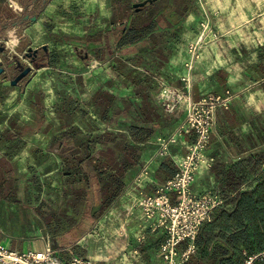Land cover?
<instances>
[{
  "label": "crops",
  "instance_id": "crops-1",
  "mask_svg": "<svg viewBox=\"0 0 264 264\" xmlns=\"http://www.w3.org/2000/svg\"><path fill=\"white\" fill-rule=\"evenodd\" d=\"M34 1L37 0H0V42L6 39L14 44L12 38H17L14 35L17 28H21L19 37L34 38V28H39L40 24L44 25L40 22L41 12L39 14L37 12L36 19L26 26L24 25L27 21L21 18L22 10L28 5L32 6ZM134 1L136 0H43L40 11L52 6L48 17L55 22L60 19L66 20L70 25L67 29V37L75 38L77 44V41L82 40L83 45L86 46L87 43L89 46L96 31L86 28L85 25L103 23V29L110 30L112 26L123 24L129 18L131 20L133 14L139 11L135 10L134 13L132 11V15L128 13V16L124 14L126 7L128 12L131 11L129 6H133ZM159 1L161 0H155L152 4H157ZM214 1L209 8L212 17L216 19L215 26L222 34L234 31L230 20L231 14L227 12L221 15L220 13L223 8L228 10L234 7L249 8L256 1L264 6V0ZM181 3L183 0H162L158 8L168 5L172 9ZM64 8L67 12L63 11ZM118 8H122L123 12L118 11ZM203 10V3L197 0L187 5L184 8L185 18L178 31L168 33L167 36L162 35L163 40H166L164 44H167L168 38H173L176 34L187 40L193 38L192 36L198 31V22ZM260 27L259 31H253V43L248 47L250 58L242 61L234 60L229 58L228 53L227 56L224 55L225 65L216 64L217 61L212 56H216L220 50L215 44L211 47L212 52L216 51L215 54L211 55L208 60L200 59L196 64L190 87H186L180 77L165 76L169 83H166L167 89L172 94L165 101L168 107L166 112L177 117L179 122L160 125L153 130L147 141L140 144L139 159L132 165V169L137 167V175L125 183L124 191L110 207L103 211V233L105 231L108 233V235H103V250L102 246L97 250L92 242V237L100 227L98 224L102 221L99 217L93 227L74 244L75 246L52 249L60 260L70 262L77 257L86 264H163L159 249L165 234L161 229L145 231L140 225L143 222L142 213L135 205V198L141 190L154 192L158 184L171 177L176 171L177 159L185 153L187 142L195 138L193 132L182 131L175 141L169 140L172 135H177L185 121L186 95L193 100H199L205 94H224L226 90L234 93L228 108L220 107L215 113L209 146V153L214 157L213 164L202 169L197 174L194 183V188L198 193L212 190L222 197V204L212 210V216L221 208L232 209L229 201L233 200L237 193L253 188L256 182L264 177V25ZM51 37L55 39V35L52 34ZM95 38L97 40V37ZM55 40L57 41L58 37ZM101 40L102 37L98 41L99 48L103 47ZM48 50L51 51V48H47ZM117 50L115 55L118 54ZM222 50L230 51L231 48H222ZM141 54H132L129 61H124L123 58L121 60L135 69V72H143L137 62L133 63L142 59L140 56L144 54ZM50 66L49 63L48 68L58 70L57 67ZM69 69L72 75L80 72V69L76 67H69ZM37 72L34 74L30 71L16 84H11L9 78L0 75V244L16 251L53 247L48 239L50 237L44 234L37 222L38 215L43 212L46 201L58 204L61 200L68 198L73 190L70 184L67 196L54 198L51 194L44 192V181L37 175L38 167L43 165L45 152L49 153L52 158L60 157V154L52 148V144H48L45 148L43 143H38V139L47 134L46 125L49 119L44 113V108H48L47 102L43 99L36 100L34 97L38 95L39 89L40 93L43 92V85H41L39 72ZM132 84H135L134 80ZM110 95L115 96L118 103L123 99V96L120 97L117 94ZM135 95L133 98L139 104V95ZM104 99H109V97L103 96V101ZM117 102L115 104H118ZM39 108H41L40 111ZM111 112L112 108H107L106 113H103V132L105 130L125 131L124 126L111 127L106 122ZM42 116L45 117V121L39 126L37 122ZM49 136L51 141L56 135L51 132ZM145 144L150 145L152 153L144 149ZM164 147H167V154L160 153ZM167 160L173 163L174 172L171 176L167 175L163 169V163ZM33 170L35 172H32ZM142 170H144V175L140 173ZM61 183L63 188L68 190L63 180ZM170 197L174 202L175 193H170ZM116 210H120L124 215H131L130 226L123 222V218L116 220L115 224L119 226L115 228L112 226L114 224L110 226L104 224L107 214ZM213 227V233L222 234L228 242L235 241V237L241 234L250 235L252 233L251 223L246 220L241 226L233 224L228 219L221 227L216 228L215 223ZM260 229L263 233L262 247L264 226L260 225ZM114 233H116L115 238ZM140 233L147 236L143 242L137 239ZM111 235L113 238H110ZM194 241L185 239L178 244L180 251H185L194 245V251L190 253L184 264H214L209 258L211 249L214 250L216 262L230 260L233 264L236 261H238L237 264H241L245 257L250 255L244 238L237 243L234 253L224 241L213 242L203 251L195 245ZM79 248L83 256L75 255V250Z\"/></svg>",
  "mask_w": 264,
  "mask_h": 264
},
{
  "label": "rangeland",
  "instance_id": "rangeland-1",
  "mask_svg": "<svg viewBox=\"0 0 264 264\" xmlns=\"http://www.w3.org/2000/svg\"><path fill=\"white\" fill-rule=\"evenodd\" d=\"M139 1L143 0H136L134 2ZM161 1L157 4H152L151 6L144 7V5L142 10H136L137 12L133 14L131 20L129 18L128 21L123 24L112 26V28L110 27V30L103 29V23L100 25L99 23L85 25L86 28H91L92 31H96L93 34L95 35V41L92 39L89 46H87V43L86 46L83 45L84 41L82 40L77 41L78 45L75 38L67 37V29L70 25L66 20L60 19V21L55 22L48 17L51 13L49 9L52 8V6L45 7L43 11H40L41 8L39 7L32 12L35 14L41 12L39 15V17H41L40 22L44 23L43 26L40 24L39 28H34V38L28 36L19 37L21 28H17L16 34L12 33L17 37L12 38L17 39L16 43L13 44L12 41L6 39V41L3 40L0 42V45L4 46L3 51H0V61L6 68L7 78L11 79L12 75L16 73L18 63L23 67L28 65L31 66V71H33L34 74L37 71L39 72L38 76L40 77L41 85H43V92L40 93L39 89L37 91L38 95L34 97H36V100L43 99L47 102L48 108H44V113H46L49 120L46 125L47 134H45L44 137L39 138L38 143H43L46 148L48 144H51L49 139L51 132H54L56 136L65 132H71L75 142L80 148H85V144L90 138L92 141L91 147L97 153L99 149V137L103 133V111L106 113L103 106V96L109 97L111 106L115 105L117 101L115 96L111 97L110 94H117L120 97L123 96V99H121L120 102L127 104L133 113L139 115H141V111L139 105H137L133 98L136 96L135 94L139 95V102L145 100L146 95H150L154 98L156 105L164 111L168 110L165 101L172 94L168 90L167 93H162L163 86H167L166 83H168L165 76L168 75L170 78H181L184 75L186 72V63L190 58V53L187 51V44L200 32L201 22L205 20L206 16L209 18L211 31L215 35H209L205 39L202 51H199L200 57L194 63L191 70V78H193V71L198 61L202 58L208 60L211 55L215 54L216 51H211V47L215 44H217V47L220 50L216 53V56H212L213 59L217 61L216 64L225 65L226 61L224 55L227 56L228 53L229 58L234 60L242 61L250 58L248 47L253 43V31H259L261 28L260 26L264 25V6L257 1L249 8L234 7L229 10L223 8L220 13L221 15L227 14V12L231 14L230 20L234 31L229 34H222L215 26L216 19L212 17L209 8V6L211 7L215 1L203 0V14L198 22V31L192 36L193 38H188L187 40L180 36L179 38L176 34L173 38L167 39V44H164L166 40L162 41V44L157 48L158 50H156L157 52L148 51L146 45H138V48L135 50H130L128 48L117 50V46L114 44V34H117L116 28L121 25H139L143 20L149 19L153 15V12L158 8ZM186 1L189 5L193 0ZM26 10L28 11V9ZM26 10L22 13L24 14ZM117 10L123 12L122 8H118ZM125 10L124 14L127 16L128 13L132 15V11L128 12L127 7ZM63 11H65V8ZM134 12L135 11H133V13ZM30 21L32 20H27L24 26L30 24ZM107 27L109 26L107 25ZM98 33L102 37V48H99L98 41L101 37ZM52 34L55 35V39L58 37L57 41L51 37ZM160 34L167 36L165 33ZM95 37H97V40ZM43 45H46L47 48L50 47L51 51L44 50L42 48ZM27 46L32 49L28 51L29 47ZM228 47L231 48L230 51L222 50V48ZM34 49L38 52L36 62H33L30 57V55L35 52ZM116 50L118 52V54H116L117 56L115 55ZM139 53L144 54H141L143 56H140L142 59L136 60L133 63L135 64L137 62L143 72H135V69L124 62L126 60L122 56L127 54V57L131 59L132 54L139 55ZM121 58H123L124 61H122ZM49 63L51 64L50 67H57L58 70L48 68ZM69 67L79 68L80 72L72 75ZM50 77L53 78L51 79ZM133 80L135 82L134 85L132 84ZM152 89L153 91L151 92ZM146 105L148 106L149 104L146 103ZM178 122L177 117L169 115L168 112L162 116L160 125H170L172 123L177 124ZM149 146L148 144H145L143 147L145 150L152 153ZM140 149L141 146H139V151ZM43 161V165L37 169V175L42 177L44 181V192L51 194L54 198L67 196L69 194V188L68 190H65L61 183L62 169L67 171L66 157L60 155L58 158H52L49 153L45 152L43 154ZM132 167L133 166L131 165L122 173V181L124 184L128 183L131 178H135L137 175V167L134 169H132ZM32 172L35 171L33 170ZM140 173L142 175L144 170L140 171ZM71 186L73 187V185ZM193 190L197 192L194 187ZM72 192H74V187ZM130 216L131 215L128 214L124 215L120 210H116L107 214L104 224L109 226L114 224L112 226L115 228L116 226H119L118 224H115L116 220L118 221L123 218V222H125L127 226H130L132 219ZM99 217L102 221L98 224L100 227L92 237V242L97 250H99L101 246L103 250V235H108V233L107 231L103 233V213H101ZM141 219L143 222L140 225L144 227L145 231L151 229L143 217ZM124 228L126 229L125 225ZM115 236L116 233H114L113 237L115 238ZM113 237L112 235L110 236V238ZM48 239L53 247L45 248V250L51 251L52 255L57 257L52 249L55 250L58 246L53 243L51 238ZM75 255L83 256L80 248L75 250Z\"/></svg>",
  "mask_w": 264,
  "mask_h": 264
},
{
  "label": "trees",
  "instance_id": "trees-1",
  "mask_svg": "<svg viewBox=\"0 0 264 264\" xmlns=\"http://www.w3.org/2000/svg\"><path fill=\"white\" fill-rule=\"evenodd\" d=\"M153 2L147 3L144 7ZM187 5V1L183 0V3L175 5L172 9L168 5L157 8L149 19L143 20L137 26L121 25L116 28L114 44L119 49L128 48L130 50L137 49L138 45H146L148 51L157 52V48L164 41L160 33L168 34L178 31L185 18L184 8ZM129 9L136 10L132 5ZM122 56L129 61L127 54ZM145 97V100L137 104L141 115L133 113L130 107L123 102L111 106V101L104 99V110L112 108L110 118L106 122L111 127L124 126L126 128L125 131L105 130L99 137L97 153L91 147L90 138L85 148H80L71 132L54 136V142L51 140L50 143L56 153L67 159V171L62 169L61 175L63 184L66 188L70 184L74 187V192L58 204L46 201L43 212L38 215L37 222L44 234L48 235L58 248L75 246L74 244L93 227L101 213L110 207L124 191L122 173L138 161L140 144L149 139L153 130L159 127L162 116L167 113L156 105L150 95ZM44 121L45 117L42 116L37 123L40 126ZM163 169L167 175L171 176L174 172L173 163L165 161ZM229 205L232 209L221 208L214 216L211 213L210 218L200 225L195 237V245L203 251L213 242L224 241L234 253L237 243L244 238L250 251L249 254L261 250L263 233L260 225L264 226V177L259 179L250 190L237 193L236 197L229 201ZM228 219L237 226H241L244 220L250 222L252 233L236 236L235 241L230 242L226 241L222 234H214L213 223L216 228L221 227ZM209 258L214 264H233L230 260L216 262L212 249ZM258 262L264 264V261L256 263Z\"/></svg>",
  "mask_w": 264,
  "mask_h": 264
},
{
  "label": "built area",
  "instance_id": "built-area-1",
  "mask_svg": "<svg viewBox=\"0 0 264 264\" xmlns=\"http://www.w3.org/2000/svg\"><path fill=\"white\" fill-rule=\"evenodd\" d=\"M203 3V0H198ZM215 35L211 31L209 18L201 22L200 32L188 42L187 51L190 58L186 63V72L181 77L186 87L192 84L191 70L200 57L205 39ZM163 86L162 93H167ZM233 93L226 90L224 94H205L199 100L185 96V121L177 135H172L170 141H175L182 131L193 132L194 140L187 142L185 153L176 161V171L164 182L158 184L154 192L143 190L135 198V205L140 209L143 219L152 231L161 229L165 238L160 245L163 264H184L194 245L185 251L178 249L179 242L187 239L194 241L200 225L210 218L212 210L223 202L222 197L206 190L198 193L193 190L197 174L213 164L214 157L209 153L210 134L215 122L216 110L228 108ZM161 154H167L166 147ZM175 193V201H171L170 193ZM146 236L140 233L138 241L143 242ZM264 261V243L261 250L247 255L241 264H255ZM0 264H86L81 258H73L63 262L52 255L51 251L41 249L34 251H16L0 244Z\"/></svg>",
  "mask_w": 264,
  "mask_h": 264
},
{
  "label": "water",
  "instance_id": "water-1",
  "mask_svg": "<svg viewBox=\"0 0 264 264\" xmlns=\"http://www.w3.org/2000/svg\"><path fill=\"white\" fill-rule=\"evenodd\" d=\"M153 1H155V0H143V1H139V2H134L133 3V7L134 8H136V10H138V9H140V8H142L144 5H146L147 3H151V2H153ZM36 19V17L35 16H33L32 18H31V20H35ZM42 48L44 49V50H47V46L46 45H43L42 46ZM32 48L31 47H29L28 48V51H30ZM35 50V53H36V49H34ZM17 66H19L20 67V72L16 75V76H14V77H12L11 79H10V83L11 84H16V83H18L23 77H25L30 71H31V66H26V67H23L20 63H18V65ZM0 75H5V76H7V71H6V68H5V66L3 65V63L0 61Z\"/></svg>",
  "mask_w": 264,
  "mask_h": 264
},
{
  "label": "flooded vegetation",
  "instance_id": "flooded-vegetation-1",
  "mask_svg": "<svg viewBox=\"0 0 264 264\" xmlns=\"http://www.w3.org/2000/svg\"><path fill=\"white\" fill-rule=\"evenodd\" d=\"M42 1L43 0H37V1H34V2H32V6H26L25 7V9L24 10H22V12L23 11H25L26 9H28V11L26 10V12L22 15V19L24 20V21H27V20H30L33 16H35L36 17V14L35 13H32L33 11H34V9H38L39 7L40 8H42ZM26 19V20H25ZM3 49H4V46L3 45H0V51H3ZM30 57H31V60L33 61V62H36V59H37V57H38V52H34V53H32L31 55H30ZM20 67L19 66H17L16 67V73L14 74V75H12V77H14V76H16L19 72H20Z\"/></svg>",
  "mask_w": 264,
  "mask_h": 264
},
{
  "label": "bare ground",
  "instance_id": "bare-ground-1",
  "mask_svg": "<svg viewBox=\"0 0 264 264\" xmlns=\"http://www.w3.org/2000/svg\"><path fill=\"white\" fill-rule=\"evenodd\" d=\"M13 42H14V43L16 42L15 39H13Z\"/></svg>",
  "mask_w": 264,
  "mask_h": 264
}]
</instances>
